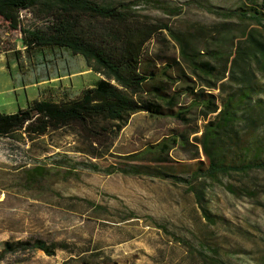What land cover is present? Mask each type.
<instances>
[{
	"label": "rangeland",
	"instance_id": "obj_1",
	"mask_svg": "<svg viewBox=\"0 0 264 264\" xmlns=\"http://www.w3.org/2000/svg\"><path fill=\"white\" fill-rule=\"evenodd\" d=\"M98 1L119 8L127 3L139 17L167 23L204 48L201 57H208L206 48L211 50V60L220 67L231 59L243 30L252 29L264 41L259 24L240 16L237 10L251 1L259 8L264 0ZM229 11H233L230 17L224 14ZM20 14L23 24L42 22L27 9ZM228 28L231 32L223 37L222 32ZM145 53L159 68L166 57L179 59V45L163 29L148 41ZM181 64L187 76L173 71L165 84V91L176 96L174 109L190 106L188 85L204 87L219 103L226 92L205 86L201 77L190 73L184 62ZM100 76L81 54L66 48L26 49L21 32L7 28L0 19V111L15 112L34 98H74ZM211 77L216 85L226 81V77ZM259 79L264 82V77ZM199 110L190 106L185 120L173 114L133 112L99 156L92 155L85 137L69 126L43 134L22 133L23 139L0 135V264H61L67 260V264H77L75 258L83 253L95 254L92 264H213L205 258L207 253L215 254L225 264H263L264 169L252 167L221 175L218 180H205V199L213 222L202 216L193 192L183 181L81 167L65 177L61 171L64 169L54 165L65 157L105 167L115 163L118 155L183 133L188 142L171 146L168 156L172 172L189 177L197 166L206 165L193 138L201 131H192L214 117L211 113L204 119ZM116 122L104 124L115 128ZM253 135L264 136V127L259 124ZM37 164L51 172L46 185L24 187L25 169ZM86 199L105 206L109 212L94 210ZM35 237L64 242L68 248H57L52 255L30 247L3 253L5 241L14 244Z\"/></svg>",
	"mask_w": 264,
	"mask_h": 264
},
{
	"label": "trees",
	"instance_id": "obj_2",
	"mask_svg": "<svg viewBox=\"0 0 264 264\" xmlns=\"http://www.w3.org/2000/svg\"><path fill=\"white\" fill-rule=\"evenodd\" d=\"M246 6H239L238 14L259 24L264 36V5L258 8L256 2L251 1ZM130 7L123 3L119 8L98 0H0L1 22L9 29L21 32L26 49L66 48L73 54H81L93 71L103 75L82 88L74 98H34L15 112L0 111V135L23 139L22 133L43 134L49 129L69 126L85 137L91 148L89 152L99 156L119 131L126 116L133 112L173 114L182 120L186 119L190 106L199 107L204 119L214 113L201 129L192 131H201L193 138L204 154L206 165L197 166L189 177L172 172L168 156L171 146L188 142L183 133L168 135L139 150L118 155L115 163L105 167L90 160L72 161L65 157L57 159L54 165L64 169L61 171L65 177L73 174L76 167H81L105 173L121 172L183 181L193 192L202 216L215 222L206 204L205 180H218L221 175L247 171L252 167L264 169V136L253 135L259 124L264 127V82L259 79L264 77V41L256 37L252 29L243 30L231 59L220 67L211 60V50L206 48L208 57H201L205 50L196 46L193 38L172 29L167 23L139 17ZM22 9L32 11L42 22L32 26L23 24ZM232 12L224 14L230 17ZM163 29L178 43L179 59L166 57L165 63L157 68L155 59L147 56L145 49L148 41ZM228 29L222 32L223 37L231 32ZM181 62L190 73L204 80L202 84L226 92L219 103L204 87L188 85L190 106L174 109L176 96L165 91V84L173 71L178 76H187ZM211 76L216 79L226 77V81L216 85ZM114 120L117 121L115 128L104 124ZM24 174V187L41 188L46 185L51 172L44 165L37 164L26 168ZM86 202L94 210L109 212L101 204L87 199ZM178 240L187 244L181 238ZM25 247L38 248L52 255L57 248H68V245L35 237L14 244L5 241L3 253ZM84 254L75 258L76 263L92 264L95 254ZM206 257L213 264H225L215 254L207 253Z\"/></svg>",
	"mask_w": 264,
	"mask_h": 264
}]
</instances>
